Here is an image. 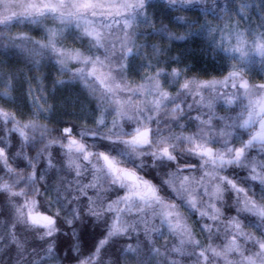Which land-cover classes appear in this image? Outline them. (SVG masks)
Returning <instances> with one entry per match:
<instances>
[{"label":"snow or ice","instance_id":"6c2138e0","mask_svg":"<svg viewBox=\"0 0 264 264\" xmlns=\"http://www.w3.org/2000/svg\"><path fill=\"white\" fill-rule=\"evenodd\" d=\"M195 35L218 72L172 55ZM70 87L88 103L57 117ZM0 129L5 239L34 264H264L261 0H0ZM69 196L100 222L87 254L59 240Z\"/></svg>","mask_w":264,"mask_h":264},{"label":"clouds","instance_id":"9594fccd","mask_svg":"<svg viewBox=\"0 0 264 264\" xmlns=\"http://www.w3.org/2000/svg\"><path fill=\"white\" fill-rule=\"evenodd\" d=\"M217 2L223 6L225 3H231L232 0H217ZM261 3H264V0H261ZM259 16V12H256L251 21L245 20V24H253L256 22V17ZM199 35L193 36L190 40L184 41L179 40L181 42H189L192 41L195 37ZM193 53L196 55L202 56L203 60L197 64ZM177 54L182 55L185 59L188 60L194 71H200L202 73H212L218 72L221 67V60L219 57H213V61H209L207 58V51L204 48L193 47L192 45H188L186 49H181ZM60 112L56 114L59 117ZM191 115L188 119L191 120ZM56 120L53 121V126H55ZM0 134H3L2 129H0ZM176 151L180 153L181 159L187 158V154L184 151L183 145H178ZM126 163L131 166L133 164L139 165V161L128 158ZM142 171L148 174L150 177L154 178V171L152 168V163L146 158L144 162V167ZM2 175V174H0ZM84 177L83 179H86ZM51 189V182H42L40 185L36 186V189H27V194L29 196H35L40 199L42 207L47 210L51 214H56V209L52 203H50V198L46 195ZM112 194H115L118 191L117 186L113 185L111 187ZM71 205V207H69ZM82 207L83 211L80 216L76 219H73L72 223H66V219L69 218L72 214V208ZM58 225L60 227V235L59 240L62 247L70 246L75 243L77 239H80L82 245L86 242L87 236L99 235L101 231V227L98 226L100 224L99 221H96L94 217H90L87 211V208L83 205H80L78 201H75L68 197L67 202L63 204V208L59 215L57 216ZM22 229H26L27 226H20ZM77 233V236H73V232ZM18 234H24L18 233ZM28 236L30 239H35V236L32 234L31 230L28 231ZM5 218L0 216V264H34V260L36 258V253L32 252L31 249L25 251L22 255H18L14 249L10 250V246L7 245V241L5 239ZM108 260H112L113 264H116V257L114 255L107 256V259L104 258V264H107ZM119 264H123L121 260ZM130 264H135L134 261H131Z\"/></svg>","mask_w":264,"mask_h":264},{"label":"trees","instance_id":"16d2710c","mask_svg":"<svg viewBox=\"0 0 264 264\" xmlns=\"http://www.w3.org/2000/svg\"><path fill=\"white\" fill-rule=\"evenodd\" d=\"M159 14L163 15L165 22H167L170 19V16L168 15L167 12H161V13H158V15ZM178 14L179 15H184V14L191 15V13H175V12L171 13L172 16L178 15ZM189 44L192 45L193 47L204 48L207 51L208 60L213 61V57L207 49L208 48L207 40L203 36H197L192 41H189V42L174 41L172 44V55H176L181 49H186V47ZM193 57H194L197 64H199L203 60L202 56L196 55L195 53H193ZM49 76H51V73L49 74ZM70 89L76 90L77 92H80L84 96V94L79 90L78 87H70ZM83 100L86 103H88L85 96H84ZM65 119H70V118L65 117ZM93 239H94V236H87L86 237V242L84 245H82V251L84 252V254H87L88 250L91 248V245L93 243ZM104 258L107 259V256H105Z\"/></svg>","mask_w":264,"mask_h":264},{"label":"rangeland","instance_id":"374dc122","mask_svg":"<svg viewBox=\"0 0 264 264\" xmlns=\"http://www.w3.org/2000/svg\"><path fill=\"white\" fill-rule=\"evenodd\" d=\"M207 49L212 55L210 48L208 47ZM212 57L214 56L212 55ZM50 80L51 76H49V82ZM83 99L84 96L76 90H71L70 88L61 90L55 96V102L60 112L59 115L66 118H73L79 115L80 107L87 104Z\"/></svg>","mask_w":264,"mask_h":264}]
</instances>
